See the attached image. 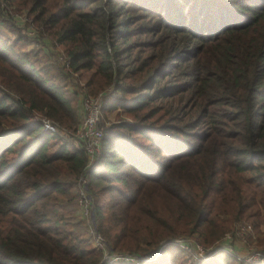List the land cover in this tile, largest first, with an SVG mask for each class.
I'll list each match as a JSON object with an SVG mask.
<instances>
[{"label": "trees", "instance_id": "1", "mask_svg": "<svg viewBox=\"0 0 264 264\" xmlns=\"http://www.w3.org/2000/svg\"><path fill=\"white\" fill-rule=\"evenodd\" d=\"M11 4L70 66L46 48L29 50L15 20L14 37L0 33V264L102 259L71 207L88 163L85 141H71L79 104L101 92L104 111L130 117L106 127L88 171L113 251L144 254L145 243L183 233L209 244L243 219L264 243V0ZM44 118L67 136L45 129ZM181 249L169 244L140 264H178ZM209 258L191 264H244L224 250Z\"/></svg>", "mask_w": 264, "mask_h": 264}, {"label": "built area", "instance_id": "2", "mask_svg": "<svg viewBox=\"0 0 264 264\" xmlns=\"http://www.w3.org/2000/svg\"><path fill=\"white\" fill-rule=\"evenodd\" d=\"M6 1L7 0H2ZM10 13L18 17V22L20 23V18L24 17L26 19L27 23V35L29 38H31L33 41L36 42L38 48H46V49H51V47L48 45L49 42L52 45V49L49 50L53 53V56L55 59L62 64L65 68H68L70 66V58L65 54V52L58 51L60 49V44L56 41H51L50 39H47L46 36L42 37L40 35V27L36 25L27 14H20L17 12H12L9 10ZM43 40H49L48 43L43 44ZM102 94L99 95H87L84 96L83 98V105H84V110L86 116L84 119V122L81 124L77 130L78 132V138L82 139L85 141V147L86 151L88 154V163L86 165V168L84 169V172L80 175L79 179V187H80V192H79V201L80 204L84 207L85 212L90 215L91 218L92 216L96 215V208H95V203L92 194L89 191V176H88V171L93 168L94 164L97 162V155L100 150V145L101 141L104 136V129L103 127L99 126V112L101 111V106L102 105ZM44 127L45 129H48L53 132H58L62 133L64 129L62 127H59L58 124L52 122L50 119L44 118L43 119ZM95 208V210H94ZM240 226H237L233 231L231 232H226L223 239L215 246V248L211 249L210 251L206 250L201 244L193 241L192 244L189 243L187 245L185 241L183 240L184 238H175V239H165L162 240L160 245L154 249L150 250L149 252H146L143 255H138L134 253H124V252H116L112 251L107 242L104 240L103 235L99 232H94V238H95V245L96 248H98L100 251H102V259L98 264H109V263H131V264H140L142 260H151L153 258L158 257L161 255L165 248L169 244H176L182 249H188L191 251L192 255L194 258L198 260L206 259L207 257L211 256L215 251L217 250H224L234 256H237L240 259H243L244 256L238 255L234 247L231 245L234 237H239L244 234V237L247 238V236H254L255 234V226L254 223L245 221L244 224H237ZM263 257L264 252L262 251H255L253 252V255L250 257L251 259L254 257ZM250 259V260H251ZM249 260V261H250Z\"/></svg>", "mask_w": 264, "mask_h": 264}, {"label": "rangeland", "instance_id": "3", "mask_svg": "<svg viewBox=\"0 0 264 264\" xmlns=\"http://www.w3.org/2000/svg\"><path fill=\"white\" fill-rule=\"evenodd\" d=\"M11 1L12 0H8L6 2V1L0 0V33L3 36H5V37H14V33H13L12 29H11V24L14 23L13 20H15V23L18 26H20V28H21V33H23L25 36H27V40H28L27 48L29 50L37 49L38 46H37L36 42L33 41L31 38H29V36L26 33L27 32L26 26H27V23H29V21L26 22V19L24 17H21L20 18V23H19L18 22L19 20H18L17 16H15V18H13L12 15L11 16L9 15L10 14L9 10H11L13 13L17 12V13H20V14H24V13L27 14V12L26 11L22 12V11L15 10L14 9L15 5L13 6L11 4ZM5 12H8L9 14H7ZM27 16H29V15L27 14ZM8 18H10L12 20H10ZM29 18H31V17L29 16ZM48 42H49V40H43L42 41L43 44H46ZM48 45L52 49V45H51L50 42H49ZM51 49H49V50H51ZM62 50L63 49L60 46V49L58 51H62ZM53 58H55V57L53 56ZM74 87H77L78 90H79L78 85H75ZM99 94H102L101 96H102V105H103L106 96L104 97V93L103 92H101ZM81 102L82 103L79 104L80 120L81 121H80V123H79V125L77 127V130H78V128L80 126H82L81 124L84 122L85 116L87 114V113H85V110H84L83 99H82ZM120 119L130 120V117L127 116L126 112L123 109H112V110H109V111H104L103 110V106H101V111L99 112V126L103 127L104 134H105V129H106V127L108 125H110L113 122H117ZM62 129H64V128H62ZM61 134L67 136L66 130L64 129V131ZM75 135H76V137L71 139V141L74 144L79 145V138H78L79 135H78L77 131H76ZM102 141H103V139H102ZM102 141H101V145H100L101 148L99 150L98 155L96 156L97 160L99 159V156L101 155V152H102ZM78 182H79V179H77L75 181V184H74V188H75L74 191L76 193V200H75L74 205L71 206L73 208V210H74V217H75L74 219H72V221L75 222L77 229L82 231L86 235V238L90 242L91 246L96 247L95 238H94V232L96 231V232H99V233H101L103 235L104 240L107 242L109 248L112 250L107 238L105 237V235L99 229V222H98L97 215H95V216L93 215L92 216L93 218H91L90 215H88L85 212L84 207L80 204V201H79L80 187H79V183ZM89 188H90V185H89ZM89 191L92 194L93 199H94V203H95V196H94L93 192L91 191V189H89ZM95 208H96V206H95ZM95 208H94V210H95ZM245 221L253 223L252 220H246V219H243L241 221H237V222H235V223H233L231 225V227L228 230V232H231L237 226H240V225H237V224H241V225L244 224ZM223 237L221 239H219V240L217 239L215 241H212L209 244L203 243V241L200 240L198 234H193L192 235V234L183 233L178 238H180V239L184 238L183 240L185 241V243L187 245H189V243L192 244L193 241H195V242L201 244L206 250L210 251L211 249L215 248V246L223 239ZM262 237H263V233H260V231L257 230L256 228H255L254 236H247V238L244 237V234L242 236H239V237L235 236L231 245L236 250L235 253H237L240 256H244L243 259H240L237 256H235V258H237V260L243 262L244 264H264V256L261 257V258L258 257V256L254 257L252 259L250 258L253 255V252H255V251L264 252V243L262 242ZM160 243H161V241L158 244H155V245H150V244H146L145 243V246L148 248L147 252H149L150 250L156 249L160 245ZM181 250H182V252H180V255L177 256V263L178 264H191V262L200 261V260L194 258L192 253H191V251H189L188 249H185V250L181 249ZM116 252H119V251H116ZM120 252L134 253V254H138V255H143V252L141 254V253L130 251V250H120ZM101 253H102V251H101ZM163 255H164V252L161 255H159L158 257L149 260V262L156 261V260L160 259ZM211 256H209V257H211ZM209 257H207L206 259H208ZM202 260H205V259H202Z\"/></svg>", "mask_w": 264, "mask_h": 264}]
</instances>
